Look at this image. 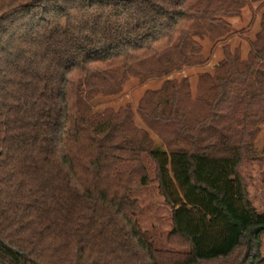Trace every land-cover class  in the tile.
<instances>
[{
	"label": "trees",
	"instance_id": "1",
	"mask_svg": "<svg viewBox=\"0 0 264 264\" xmlns=\"http://www.w3.org/2000/svg\"><path fill=\"white\" fill-rule=\"evenodd\" d=\"M248 0H0V264H264V12L248 57L232 33ZM164 78L97 110L127 81ZM137 114L141 121H137ZM162 139L158 143L151 134ZM156 185L165 241L140 221Z\"/></svg>",
	"mask_w": 264,
	"mask_h": 264
},
{
	"label": "rangeland",
	"instance_id": "2",
	"mask_svg": "<svg viewBox=\"0 0 264 264\" xmlns=\"http://www.w3.org/2000/svg\"><path fill=\"white\" fill-rule=\"evenodd\" d=\"M263 12L264 0H248L240 15L228 18L233 25L232 33L228 37L217 43H214L209 37L199 39L203 44V53L208 57V61L205 64L186 67L181 71L173 72L169 77H189L193 97H195L200 73L214 70L215 65L224 56L225 44H229L232 50L239 49L243 59L248 57L254 41L257 39L258 32L262 28ZM163 80L164 78H153L141 83L138 78L131 77L120 95L112 97L99 96L94 100L93 104L97 110H102L106 106L119 108L130 103L136 110L145 91L160 87ZM137 121H141L138 114ZM151 134L158 143L162 142L158 134L153 131H151ZM256 146L259 149L264 146V123L261 125L260 132L256 138ZM250 175L249 197L259 210L264 211V181L262 180L261 168L258 164L253 166ZM139 198L142 205L140 221L143 228L148 230L156 239L165 241L166 235L172 228L171 206L164 201V197L159 193L156 185H151L140 193ZM262 254L264 256V238Z\"/></svg>",
	"mask_w": 264,
	"mask_h": 264
}]
</instances>
